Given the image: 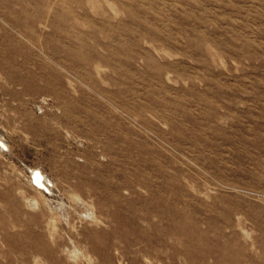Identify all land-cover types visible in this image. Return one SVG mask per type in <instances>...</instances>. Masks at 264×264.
<instances>
[{
    "label": "rangeland",
    "instance_id": "obj_1",
    "mask_svg": "<svg viewBox=\"0 0 264 264\" xmlns=\"http://www.w3.org/2000/svg\"><path fill=\"white\" fill-rule=\"evenodd\" d=\"M0 9V264H264V0Z\"/></svg>",
    "mask_w": 264,
    "mask_h": 264
},
{
    "label": "bare ground",
    "instance_id": "obj_2",
    "mask_svg": "<svg viewBox=\"0 0 264 264\" xmlns=\"http://www.w3.org/2000/svg\"><path fill=\"white\" fill-rule=\"evenodd\" d=\"M4 9V8H3ZM1 10V9H0ZM0 18H1V16H0ZM3 19H1V20H3L5 23H8V24H10L11 25V27L13 26V25H15V26H17V27H19V28H21L22 27V24H21V22H19L17 19H14L12 16H10V15H7V14H5V16L4 17H2ZM0 20V21H1ZM3 24V23H2ZM1 24V25H2ZM40 24V23H39ZM14 27V26H13ZM2 28V27H1ZM3 30H4V28H3ZM13 30V29H12ZM6 31V30H5ZM7 46V45H6ZM10 53V50L8 51V49L7 48H1L0 49V55H2V56H6V55H8ZM6 140H5V137L3 136V134L1 133V131H0V149H2L5 145H7L6 144V142H5ZM40 168V167H39ZM32 169V168H31ZM35 170H37V171H35ZM30 174H34L33 175V177H32V181L33 180H35V182H36V184H38L39 186H36L35 184V190H37L38 192H39V194L40 195H44V193H43V190H45L46 192H48L49 193V190L45 187V186H42V185H45L46 183H45V179H47L46 178V176H45V174L46 173H44L42 170H40V169H38V167L36 168H34V169H32V172H30ZM31 180V179H30ZM46 182H48V181H46ZM47 184H49V183H47ZM54 186V185H53ZM49 187V186H48ZM51 187H52V185H51ZM43 190H42V189ZM51 191V190H50ZM77 198V197H76ZM33 199V198H32ZM36 199V198H35ZM34 200V199H33ZM32 200V201H33ZM77 200V199H76ZM79 200V199H78ZM33 203H35V200H34V202ZM37 204V203H36ZM63 206V205H62ZM38 207V206H37ZM64 207V206H63Z\"/></svg>",
    "mask_w": 264,
    "mask_h": 264
},
{
    "label": "water",
    "instance_id": "obj_3",
    "mask_svg": "<svg viewBox=\"0 0 264 264\" xmlns=\"http://www.w3.org/2000/svg\"><path fill=\"white\" fill-rule=\"evenodd\" d=\"M35 171H37V170H35ZM33 175H34V174H33ZM33 175H32V177H33ZM33 182L35 183L36 186H39L38 184H36L35 180H33Z\"/></svg>",
    "mask_w": 264,
    "mask_h": 264
}]
</instances>
